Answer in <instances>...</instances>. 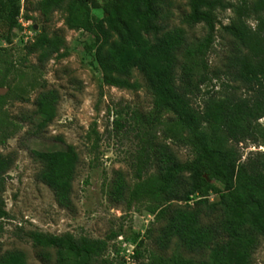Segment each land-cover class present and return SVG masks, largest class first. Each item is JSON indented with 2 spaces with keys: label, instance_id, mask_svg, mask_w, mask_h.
<instances>
[{
  "label": "trees",
  "instance_id": "trees-1",
  "mask_svg": "<svg viewBox=\"0 0 264 264\" xmlns=\"http://www.w3.org/2000/svg\"><path fill=\"white\" fill-rule=\"evenodd\" d=\"M88 1L37 0L36 9L45 20L63 9L68 28L94 35L104 83L134 88L130 76L137 69L152 95L151 110L132 115L130 129L138 138L131 163L136 182L128 189L127 203L143 201L146 210L163 221L154 238L161 252L135 264H252L253 252L264 239V152L250 151L242 159L238 145L264 144L259 123L264 117V0H186L184 22L202 23L206 29L204 37L193 40L183 28L168 25L171 0H106L103 19L97 22ZM226 8L233 16L220 27L234 47L222 68L210 70L207 55L220 24L216 10ZM19 11V0H7L1 8L9 29L6 36L0 30V41L11 42ZM248 19L255 21L254 27ZM3 50L0 45V56ZM26 53H36L40 64L63 57L64 37L42 28ZM220 77V89L207 88ZM4 85L3 76L0 87ZM201 93L202 105L196 108L193 99ZM4 99L0 95V104ZM58 99L54 89L38 93L34 102L42 116L39 127L55 117ZM115 125L122 126L118 120ZM166 140L188 147L191 158L180 160ZM32 155L41 163L37 180L52 190L58 205L68 207L80 162L75 148L68 144L58 150H33ZM13 162L11 153H0V220L7 216L1 194ZM125 191L119 175L112 184L114 199L124 198ZM28 237L44 258L54 249L56 264H92L107 247L105 239L70 233L35 230ZM0 264L28 263L23 251L13 249L0 253Z\"/></svg>",
  "mask_w": 264,
  "mask_h": 264
},
{
  "label": "rangeland",
  "instance_id": "rangeland-1",
  "mask_svg": "<svg viewBox=\"0 0 264 264\" xmlns=\"http://www.w3.org/2000/svg\"><path fill=\"white\" fill-rule=\"evenodd\" d=\"M7 0H0V10ZM166 19L170 27H181L190 40L206 34L202 23L188 25L186 0H171ZM235 3L237 0H228ZM18 26L11 30V42L0 41L4 47L0 56V78L5 77L0 104V153H11L14 162L5 174V188L1 194L7 216L0 220V253L21 250L28 264H56L54 249L49 256L40 255L28 237L30 231L53 235L72 234L75 238L87 236L105 239L106 250L94 257L92 264H135L148 261L161 251L154 238L163 221L155 219L145 208V202L128 205V189L136 179L131 163L138 145L133 113L142 116L152 108V95L142 73L134 69L130 81L134 88L113 87L103 82L95 58V37L82 28H68L63 9L52 13L49 20L36 9L37 0H19ZM106 0H89L94 22L103 19ZM220 24L216 25L214 42L207 58L210 70L222 68L234 47L232 38L220 25L231 20V8L216 10ZM22 22V24H21ZM251 27L253 19L247 20ZM44 28L49 34L57 31L64 37L66 55L53 56L40 64L37 54H27L26 46ZM9 21L0 12V30L6 36ZM64 50V49H63ZM61 50V51H63ZM223 78L214 79L207 88L220 89ZM54 89L59 95L56 115L45 126L39 127L42 116L36 113L35 98L39 92ZM203 93L193 99V106L202 105ZM165 119L170 114L165 113ZM118 120L121 127L117 128ZM264 127V117L259 120ZM14 129L6 138L4 134ZM161 137V136H159ZM177 157L191 158L188 147L166 140ZM72 145L79 155V165L73 180L71 204L58 205L52 190L36 178L41 163L33 150H58ZM242 159L251 152H264V144L249 141L238 145ZM121 175L126 191L124 198L115 200L112 184ZM216 196L210 194V198ZM114 235V236H113ZM174 245L166 252L170 254ZM186 255H191L184 252ZM252 264H264V239L253 252Z\"/></svg>",
  "mask_w": 264,
  "mask_h": 264
},
{
  "label": "water",
  "instance_id": "water-1",
  "mask_svg": "<svg viewBox=\"0 0 264 264\" xmlns=\"http://www.w3.org/2000/svg\"><path fill=\"white\" fill-rule=\"evenodd\" d=\"M3 88H0V93L2 92Z\"/></svg>",
  "mask_w": 264,
  "mask_h": 264
},
{
  "label": "built area",
  "instance_id": "built-area-1",
  "mask_svg": "<svg viewBox=\"0 0 264 264\" xmlns=\"http://www.w3.org/2000/svg\"><path fill=\"white\" fill-rule=\"evenodd\" d=\"M18 19V21H19V18H17ZM19 23H20V21H19ZM21 24H22V22H21Z\"/></svg>",
  "mask_w": 264,
  "mask_h": 264
}]
</instances>
